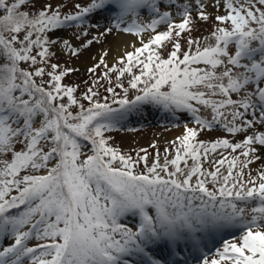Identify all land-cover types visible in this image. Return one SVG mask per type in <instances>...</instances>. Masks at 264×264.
<instances>
[{"label": "snow or ice", "instance_id": "1", "mask_svg": "<svg viewBox=\"0 0 264 264\" xmlns=\"http://www.w3.org/2000/svg\"><path fill=\"white\" fill-rule=\"evenodd\" d=\"M28 4L0 0V238L12 241L0 264H187L182 243L199 264H264V0H90L73 13ZM108 7L109 26L91 39L84 29L80 47L52 35ZM210 19L214 43L201 47L191 24ZM115 30L141 46L111 63L101 52L87 71H103L77 95L62 82L77 69L51 62L57 47L78 57ZM145 105L194 125L163 162L159 150L151 164L146 149L122 153L106 135ZM126 217L138 218L134 227ZM225 229L239 234L200 259L204 236ZM161 246L171 259L156 258Z\"/></svg>", "mask_w": 264, "mask_h": 264}, {"label": "rangeland", "instance_id": "2", "mask_svg": "<svg viewBox=\"0 0 264 264\" xmlns=\"http://www.w3.org/2000/svg\"><path fill=\"white\" fill-rule=\"evenodd\" d=\"M89 2L90 0H51V3L54 7L56 5H60L61 10H64L65 13H73L76 10L74 6L77 3L86 5ZM29 3H31V1H29ZM36 4L38 6L35 7V10H39L41 8V4ZM27 10L32 11L33 9L27 8ZM114 11L115 9L108 7L103 11V13L98 12L96 14H92L89 23L82 25L80 28H77L76 25L73 24V27L64 29L63 31H56L52 33V35L67 38L71 40V42L75 46L80 47L83 43L86 42V40L83 38L77 39V35H79V33L84 29H90L91 35H89L87 39H91L93 36H98L99 33L104 32L105 27L109 26L108 18ZM171 11L175 13L176 9L173 8L171 9ZM220 14L224 13L220 12ZM126 19H130V17ZM139 19L141 22H147L151 19L147 9H142L140 11ZM180 19L181 17L174 16V20L176 22H179ZM94 23H98L99 26L97 28H90V25ZM215 23L216 22L214 20L210 19L208 22L194 20L191 24L192 30L190 34L193 38L200 39L201 47L205 46V44L207 43H214V40H206L205 38L210 36ZM165 29L166 25H160L158 26L157 31ZM117 34H123V32L115 30L110 35H108L106 39L104 37H99V40L93 43L87 49L81 48L80 55L78 57L70 56L67 51L60 53L58 46L56 49L57 56L53 58V62L58 63L59 65H61V67L66 65L67 67L77 69V71H74L65 77V82L68 81L72 83L80 80V84H83L88 82V79L97 78L103 71V69L98 70L95 76H91V78V74L88 73L87 69L97 62L99 54L106 49L109 50L107 59L108 62L111 63L114 57L122 55L125 50H133V46H141V38L136 37L132 34H128L133 39L130 46H125L124 49L120 52L114 51L113 47L115 46V41L113 38H115ZM152 34L154 33H145L142 34V37L146 41ZM187 35L188 34L186 33L185 39L187 38ZM182 45L185 50H187V45L183 40ZM170 50L171 45L164 49L163 54L165 55V57L167 55V52ZM133 94L134 91L130 92V95ZM138 114L140 115L139 119L134 118V116L132 115L133 117L130 118V122H124L123 125H121L119 128L111 130L109 133H106V135L111 137L110 144L112 146L118 147L122 153L130 154L134 158L136 157V154L140 149H146L147 153L149 154V164H151L152 160L155 158L157 150H159L161 155V162H163L164 148L168 147L171 150L172 145L170 142L175 140L178 136L183 135L184 125L186 123H188L189 127L194 126L193 124L189 123L190 117L187 114L183 113H177L175 116H172L170 113H167L159 108L152 110V108L143 107L142 112H139ZM222 135L226 134H224L223 132H202L199 135L198 139L210 141ZM229 138L231 139V137ZM243 138L244 137L242 135H238L235 139L239 141ZM153 144H155V148L152 147ZM140 154L143 155L144 153ZM171 155H174V153L170 151L169 158H171ZM216 158L219 157L217 156ZM189 163H191V161H189ZM260 163H253L250 165V170L252 171L253 175H255V170L259 168ZM205 167H208V165L205 164ZM137 221L138 218L126 217L122 222H125L129 226L134 227ZM238 234V231L235 229H225L221 230L218 233L207 234L204 236V243L207 245V247L202 248L201 252L197 253L196 255L199 256L200 259L203 258V255L211 257L215 253V250L217 248L222 247V244L225 240H231ZM6 244V239L0 238V248L6 246ZM155 256L156 258L165 260L171 259L168 251L163 248V246H161V248L156 251ZM179 259L181 261L186 260L187 264H199V260L194 258L193 255L189 253L187 247H185V252L180 255ZM131 260L136 261V264H138V260L136 257H132ZM25 264H27V262Z\"/></svg>", "mask_w": 264, "mask_h": 264}, {"label": "trees", "instance_id": "3", "mask_svg": "<svg viewBox=\"0 0 264 264\" xmlns=\"http://www.w3.org/2000/svg\"><path fill=\"white\" fill-rule=\"evenodd\" d=\"M38 5L36 4L35 5V7H37ZM28 8H32V6H31V3H29L28 4ZM62 13H65V12H62ZM51 62H53V58H52V61ZM22 66H26V65H23L22 64ZM65 79V78H64ZM63 79V83L64 84H66V85H72V86H78V93H77V95H79L80 93H83L85 90H86V88L91 84V81H88V82H86V83H83V84H80L81 83V81L80 80H77L76 82H68V81H66L65 82V80ZM104 84H105V86H107V82L105 81L104 82ZM99 91H100V93H101V98L104 96V95H107L106 93H104V90H103V88H100L99 89ZM117 91L118 92H122V90L121 89H117ZM134 90H131L130 92H133ZM130 98H131V95H130ZM85 104H87V102H85Z\"/></svg>", "mask_w": 264, "mask_h": 264}, {"label": "bare ground", "instance_id": "4", "mask_svg": "<svg viewBox=\"0 0 264 264\" xmlns=\"http://www.w3.org/2000/svg\"><path fill=\"white\" fill-rule=\"evenodd\" d=\"M114 43V51L120 52L124 49L125 46H130L133 39L128 34H117L115 38H113ZM7 242H12L11 240L7 239Z\"/></svg>", "mask_w": 264, "mask_h": 264}]
</instances>
